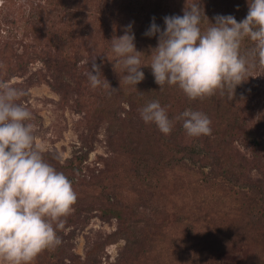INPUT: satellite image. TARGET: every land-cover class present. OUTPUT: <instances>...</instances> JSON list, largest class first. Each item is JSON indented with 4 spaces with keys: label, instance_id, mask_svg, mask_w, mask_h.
<instances>
[{
    "label": "rangeland",
    "instance_id": "obj_1",
    "mask_svg": "<svg viewBox=\"0 0 264 264\" xmlns=\"http://www.w3.org/2000/svg\"><path fill=\"white\" fill-rule=\"evenodd\" d=\"M193 2L0 0V80L25 91L18 103L37 143L77 193L61 243L32 264H264V64L252 57L234 91L195 100L178 85L164 99L146 92L158 37L144 33ZM249 3L201 0L202 27L217 14L243 20ZM130 23L144 53L136 87L111 48ZM254 47L245 38L241 53ZM93 62L110 87L91 86ZM153 98L170 118L205 113L211 134L189 136L180 120L168 135L145 123L140 111Z\"/></svg>",
    "mask_w": 264,
    "mask_h": 264
},
{
    "label": "clouds",
    "instance_id": "obj_2",
    "mask_svg": "<svg viewBox=\"0 0 264 264\" xmlns=\"http://www.w3.org/2000/svg\"><path fill=\"white\" fill-rule=\"evenodd\" d=\"M201 0L184 9L183 15L163 18L164 28L153 18L145 36L158 37L151 50L155 82L178 85L187 98L195 100L225 87L240 85L248 73L252 57L264 64V0H251L246 18L217 14L206 29ZM133 24L124 34L111 40V48L124 72V82L136 87L145 79L137 50ZM248 38L255 47L248 55L241 53ZM103 77V79H102ZM93 88L110 87L99 65L93 62L88 72ZM23 89L0 80V258L5 264H32L47 249L61 243L57 230L77 200L71 180L45 158V149L37 143L32 113L18 103ZM145 123H154L165 135L177 120L192 137L210 135L211 120L201 111L185 110L170 118L158 100L140 111ZM59 158V157H58Z\"/></svg>",
    "mask_w": 264,
    "mask_h": 264
},
{
    "label": "trees",
    "instance_id": "obj_3",
    "mask_svg": "<svg viewBox=\"0 0 264 264\" xmlns=\"http://www.w3.org/2000/svg\"><path fill=\"white\" fill-rule=\"evenodd\" d=\"M172 90H173L172 85L165 84V85H163L161 87L156 82H155V85L152 88L150 86H148V85L146 86V92L148 91L152 96L158 95L162 99L170 97ZM153 99L156 100V98H153ZM259 146H260V144H258V145L255 144V148L258 149ZM115 217L119 220L121 226L125 227L123 229H126V227H128V224L125 221L123 216H120V215L116 214Z\"/></svg>",
    "mask_w": 264,
    "mask_h": 264
}]
</instances>
